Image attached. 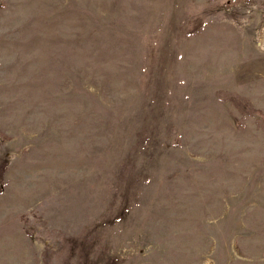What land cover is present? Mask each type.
<instances>
[{
	"label": "rangeland",
	"instance_id": "1",
	"mask_svg": "<svg viewBox=\"0 0 264 264\" xmlns=\"http://www.w3.org/2000/svg\"><path fill=\"white\" fill-rule=\"evenodd\" d=\"M0 264H264V0H0Z\"/></svg>",
	"mask_w": 264,
	"mask_h": 264
},
{
	"label": "bare ground",
	"instance_id": "2",
	"mask_svg": "<svg viewBox=\"0 0 264 264\" xmlns=\"http://www.w3.org/2000/svg\"><path fill=\"white\" fill-rule=\"evenodd\" d=\"M215 213V212H214Z\"/></svg>",
	"mask_w": 264,
	"mask_h": 264
}]
</instances>
